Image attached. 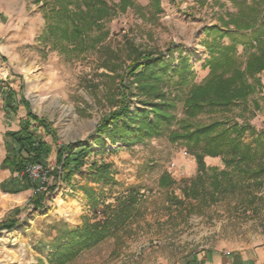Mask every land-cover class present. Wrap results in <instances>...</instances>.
Listing matches in <instances>:
<instances>
[{"label":"rangeland","instance_id":"rangeland-1","mask_svg":"<svg viewBox=\"0 0 264 264\" xmlns=\"http://www.w3.org/2000/svg\"><path fill=\"white\" fill-rule=\"evenodd\" d=\"M46 1L0 0V189L13 194L7 197L0 190V264H38L39 260L49 264V244L63 222L78 226L86 219H97L102 202L112 203L130 186L141 194V214L115 237L67 264H190L189 257L206 250L259 252L252 262L264 264V189L255 209L246 212L231 196L176 207L170 196L183 197L184 180L194 177L197 167L183 146L165 136L130 148L106 140L95 159L111 165L113 183L94 178L88 168L92 156L69 182L61 179L56 160L58 147L91 142L101 118L116 109L117 87L131 62L132 49L163 52L172 46L175 58L181 52L188 57L194 81L199 83L218 47L235 44L241 34L232 22L263 16L264 0H101L88 11L83 0H75L68 9L81 15L78 34L64 32L66 25L51 15L47 21ZM49 22L53 31L48 30ZM235 47L239 59L245 60V48L237 43ZM111 52L118 55L116 72L103 66ZM260 78L263 88L253 97L260 109L249 101L245 115L257 131L264 129V70ZM4 87L16 93L15 113L4 110ZM181 109L179 104L178 116ZM240 109L234 108L229 116L242 122ZM28 111L51 130L31 121L32 129L52 148L44 164L49 168L47 182L39 184L44 193L38 209L31 202L34 189L1 166L6 154L4 133L19 130ZM205 162L218 164L219 158L206 157ZM163 173L170 174L172 186H159ZM3 182L10 183L12 190L1 187ZM82 189H91L93 197ZM24 190L28 191L16 196ZM12 223H16L12 229H1Z\"/></svg>","mask_w":264,"mask_h":264},{"label":"trees","instance_id":"trees-1","mask_svg":"<svg viewBox=\"0 0 264 264\" xmlns=\"http://www.w3.org/2000/svg\"><path fill=\"white\" fill-rule=\"evenodd\" d=\"M75 2H43L44 6H50L47 21L51 15L66 25L64 32L80 33L81 15L68 9ZM83 2L88 11L101 0ZM79 12L82 14V9ZM89 18L94 17L90 14ZM50 23L48 30L53 31ZM232 23L241 32L236 43L245 48L246 59L240 60L236 55V43L219 46L215 57L207 61L209 71L199 83L194 81L195 74L188 57L181 52L175 58L172 46L163 52L132 49L129 53L131 62L125 67L117 87L116 109L101 118L91 142L79 140L57 148L61 179L69 182L92 156L88 168L94 178L105 184L113 183L111 165L95 159L104 149L106 140L111 145L122 143L130 148L165 136L171 143L183 146L185 152L193 156L197 167L195 176L184 180L183 197L171 195V204L185 207L197 201L217 202L231 196L239 199L241 211L255 209L264 189V129L252 128L245 115L249 101L253 108L260 109L253 97L263 88L260 74L264 70V14L252 22ZM247 30L251 32L246 34ZM111 54L103 66L116 72L114 60H118V55ZM15 94L11 87H4L2 91L6 114L16 112ZM179 104L182 108L180 116ZM239 106L242 122L229 116ZM31 121L51 131L44 120L28 111L19 130L4 133L6 154L1 166L17 174L15 177H21L26 188L34 189L31 202L38 209L44 192L39 189V182L31 180L24 170L28 164H45L52 148L32 129ZM93 145L98 148L93 150ZM206 157L219 158V163L207 165ZM173 184L170 174L161 175L160 187L168 188ZM82 190L88 198L93 197L91 189ZM140 201L139 189L130 186L126 193L115 196L112 203L102 202L97 219H86L78 226L63 222L49 244L48 263L67 264L85 250L115 237L141 214ZM15 225H3L1 229H12Z\"/></svg>","mask_w":264,"mask_h":264},{"label":"crops","instance_id":"crops-1","mask_svg":"<svg viewBox=\"0 0 264 264\" xmlns=\"http://www.w3.org/2000/svg\"><path fill=\"white\" fill-rule=\"evenodd\" d=\"M16 129H18V127L13 128L12 130H16ZM10 185L11 184L8 182L1 183V187L3 186L4 188H6L5 190L7 191L12 190L10 189ZM21 189L22 188H19V190ZM0 190L1 192H3L2 189ZM27 191L28 190L18 192L16 193V196L17 197L22 196ZM3 194L6 195L7 197L13 196V194H10L8 192H3ZM226 252L227 251H222V250H206V251H202L199 254H196L195 256L189 257L188 260L191 262L190 264H254L252 262L254 261V257L257 258V255L258 257L260 256L259 252H254V251H248L244 253H236V252L231 253L228 251L229 254H226Z\"/></svg>","mask_w":264,"mask_h":264},{"label":"built area","instance_id":"built-area-1","mask_svg":"<svg viewBox=\"0 0 264 264\" xmlns=\"http://www.w3.org/2000/svg\"><path fill=\"white\" fill-rule=\"evenodd\" d=\"M24 172L31 180L39 182L40 185H43L47 182L49 168L44 164L33 163L28 164ZM226 254H229V252L227 251Z\"/></svg>","mask_w":264,"mask_h":264}]
</instances>
